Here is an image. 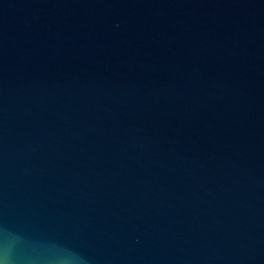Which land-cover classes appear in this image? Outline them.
I'll return each instance as SVG.
<instances>
[{
    "label": "water",
    "instance_id": "water-1",
    "mask_svg": "<svg viewBox=\"0 0 264 264\" xmlns=\"http://www.w3.org/2000/svg\"><path fill=\"white\" fill-rule=\"evenodd\" d=\"M0 264H264V0H0Z\"/></svg>",
    "mask_w": 264,
    "mask_h": 264
}]
</instances>
